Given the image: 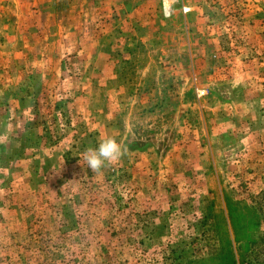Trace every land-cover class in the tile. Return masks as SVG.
Wrapping results in <instances>:
<instances>
[{
  "label": "rangeland",
  "instance_id": "rangeland-1",
  "mask_svg": "<svg viewBox=\"0 0 264 264\" xmlns=\"http://www.w3.org/2000/svg\"><path fill=\"white\" fill-rule=\"evenodd\" d=\"M172 11L0 0L4 52L27 16L87 43L100 35L76 52L48 38L61 58L0 148V264L264 263V0ZM105 135L127 152L96 175L82 153Z\"/></svg>",
  "mask_w": 264,
  "mask_h": 264
},
{
  "label": "crops",
  "instance_id": "crops-1",
  "mask_svg": "<svg viewBox=\"0 0 264 264\" xmlns=\"http://www.w3.org/2000/svg\"><path fill=\"white\" fill-rule=\"evenodd\" d=\"M116 10H118V14H123L122 7H117ZM37 12H39V10L36 12L34 11L35 14ZM112 12L114 11L110 10L108 11V14H111ZM123 12L126 13L127 10H124ZM27 17L20 24L21 26L19 28V34L20 37H22L19 40L15 41L13 39L10 48L7 49L6 52H4L3 47L0 46V95L6 93L10 96L8 99V104L6 105V107L8 108V112L4 114L3 119L0 121V138H3V140H0V148L3 146L5 141H9L10 138L17 136L16 132H14L12 128L17 126L21 122L23 123V121H18L20 118L19 113L22 112L23 114H27L26 108H28V106L24 105L30 104L31 102V104H34L37 100L38 95H43V92L45 91L43 85L44 81H42L41 79H44L45 74H47L51 70L50 62L55 65V63H57V61L59 62L61 58L59 57L60 54H56V51L52 52L51 55L49 53L50 51L45 52V45L48 44V38L50 36L52 37L53 41L51 43L55 46H70V52H76L78 46L82 44H86L90 48L98 46V43L93 39L99 37V34H97V36H93L94 38H91L89 43H87V41H84V39L78 35V31H75L73 27H71V30L68 32V34L64 36L61 33L60 28L58 29V31H56V28L54 29V31H52L53 28L51 27L49 30H44V26L41 21H34L35 18L33 17L39 18V16L33 15L31 16L32 19H30V17L29 19H27ZM139 27L140 29L143 28L141 25ZM107 29H109V27L105 28L102 34ZM67 37L69 38V40L64 42L63 38ZM109 45L110 43H108V46ZM85 56L86 55H83L82 58H85ZM55 70L56 68H54V72ZM10 71H12L13 73H10ZM51 76L54 79L56 78L52 74ZM35 79H38V85L40 84V86L32 88L31 86H34L36 81ZM20 92L22 93V95L24 94V96H19V94L21 95ZM31 92L34 97L33 101L27 98V94ZM75 92L77 91L75 90ZM73 101V103L76 104L77 102H79V98L76 97L75 99L74 97ZM153 106L154 105L152 104V107ZM258 117L259 120H257V118L255 121H264L261 120L260 115ZM112 129L113 128L111 121H103V134H105L106 132L113 133L114 131L111 132ZM12 141L14 143L13 139Z\"/></svg>",
  "mask_w": 264,
  "mask_h": 264
},
{
  "label": "clouds",
  "instance_id": "clouds-1",
  "mask_svg": "<svg viewBox=\"0 0 264 264\" xmlns=\"http://www.w3.org/2000/svg\"><path fill=\"white\" fill-rule=\"evenodd\" d=\"M126 152L127 148L122 147L115 137L105 135L97 147L85 149L82 156L92 173L102 175L105 167L119 163Z\"/></svg>",
  "mask_w": 264,
  "mask_h": 264
},
{
  "label": "built area",
  "instance_id": "built-area-1",
  "mask_svg": "<svg viewBox=\"0 0 264 264\" xmlns=\"http://www.w3.org/2000/svg\"><path fill=\"white\" fill-rule=\"evenodd\" d=\"M176 0H161V11L165 18H169L172 15L173 4Z\"/></svg>",
  "mask_w": 264,
  "mask_h": 264
},
{
  "label": "trees",
  "instance_id": "trees-1",
  "mask_svg": "<svg viewBox=\"0 0 264 264\" xmlns=\"http://www.w3.org/2000/svg\"><path fill=\"white\" fill-rule=\"evenodd\" d=\"M257 264H264L263 262H258Z\"/></svg>",
  "mask_w": 264,
  "mask_h": 264
}]
</instances>
